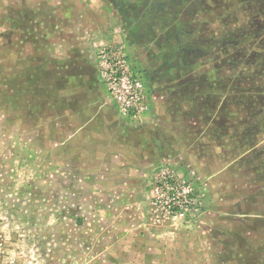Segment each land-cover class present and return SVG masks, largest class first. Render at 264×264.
I'll return each mask as SVG.
<instances>
[{"label": "rangeland", "instance_id": "1", "mask_svg": "<svg viewBox=\"0 0 264 264\" xmlns=\"http://www.w3.org/2000/svg\"><path fill=\"white\" fill-rule=\"evenodd\" d=\"M0 264H264V0H0Z\"/></svg>", "mask_w": 264, "mask_h": 264}, {"label": "built area", "instance_id": "2", "mask_svg": "<svg viewBox=\"0 0 264 264\" xmlns=\"http://www.w3.org/2000/svg\"><path fill=\"white\" fill-rule=\"evenodd\" d=\"M99 77L106 84L109 93L118 104L125 116L137 117L147 112L148 97L142 80L131 70L128 58L122 48H108L100 54ZM169 181V180H168ZM169 197L162 203H171L169 208L176 210L187 202L186 207L191 206V201L186 197L181 200L180 196ZM175 200V204L172 203Z\"/></svg>", "mask_w": 264, "mask_h": 264}]
</instances>
